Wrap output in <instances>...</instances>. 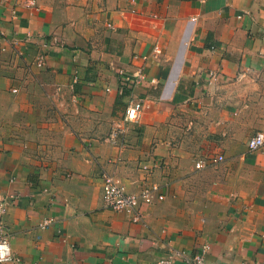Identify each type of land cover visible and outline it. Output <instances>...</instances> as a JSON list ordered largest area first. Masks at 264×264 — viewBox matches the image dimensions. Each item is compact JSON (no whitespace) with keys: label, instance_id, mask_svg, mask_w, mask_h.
<instances>
[{"label":"crops","instance_id":"1","mask_svg":"<svg viewBox=\"0 0 264 264\" xmlns=\"http://www.w3.org/2000/svg\"><path fill=\"white\" fill-rule=\"evenodd\" d=\"M120 67L145 79L120 89ZM258 131L264 0H0V201L21 260L187 264L207 245L204 264H264ZM104 170L164 199L134 222L105 207Z\"/></svg>","mask_w":264,"mask_h":264},{"label":"built area","instance_id":"2","mask_svg":"<svg viewBox=\"0 0 264 264\" xmlns=\"http://www.w3.org/2000/svg\"><path fill=\"white\" fill-rule=\"evenodd\" d=\"M34 5V1L31 2ZM110 26V24H109ZM156 52L160 53V48L155 47ZM44 65V58L41 57L38 60V66L42 67ZM118 74L120 78V89L129 88L132 89L134 86L139 84L145 79L144 68L140 67L133 73H129L126 69L120 67L118 69ZM76 82V81H75ZM152 83L156 80L152 79ZM14 91H17L16 89ZM144 103L141 100H130L125 111V123H135L138 122ZM125 127L120 126L119 123H114L112 132L109 136L110 140L115 143L123 144L122 135H124ZM124 138V136H123ZM248 146L251 151H256L264 147V132H256L248 141ZM223 160V156L215 157L213 163H218ZM202 164L197 163V167H201ZM102 189H103V200L106 208L123 212L129 214L134 222L141 221V214L139 212L142 203H152L156 197L158 200L164 199V195L160 194V186L158 185H148L143 188L140 194H132L126 191L125 187L120 183V181L115 178L113 174L104 170L101 173ZM12 201L15 196H10ZM5 203L0 201V263L2 262H17L22 264H29L26 261L21 260L16 257L13 253L9 235L5 232L3 226V213L5 211ZM51 219L45 220L41 226L45 227L51 223ZM209 246L205 245L201 247L192 257L186 259L187 264H204L206 253Z\"/></svg>","mask_w":264,"mask_h":264}]
</instances>
